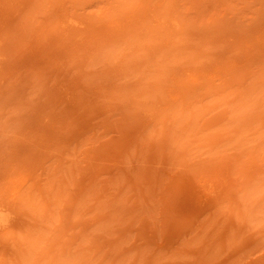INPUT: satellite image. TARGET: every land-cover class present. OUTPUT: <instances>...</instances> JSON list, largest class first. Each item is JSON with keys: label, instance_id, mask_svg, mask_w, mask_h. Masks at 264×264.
<instances>
[{"label": "rangeland", "instance_id": "374dc122", "mask_svg": "<svg viewBox=\"0 0 264 264\" xmlns=\"http://www.w3.org/2000/svg\"><path fill=\"white\" fill-rule=\"evenodd\" d=\"M0 264H264V0H0Z\"/></svg>", "mask_w": 264, "mask_h": 264}]
</instances>
